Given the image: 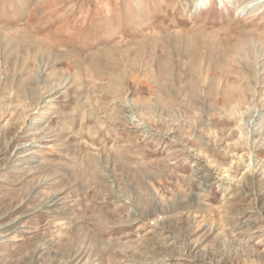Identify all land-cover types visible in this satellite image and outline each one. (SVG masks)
<instances>
[{
  "label": "rangeland",
  "instance_id": "374dc122",
  "mask_svg": "<svg viewBox=\"0 0 264 264\" xmlns=\"http://www.w3.org/2000/svg\"><path fill=\"white\" fill-rule=\"evenodd\" d=\"M0 264H264V0H0Z\"/></svg>",
  "mask_w": 264,
  "mask_h": 264
}]
</instances>
